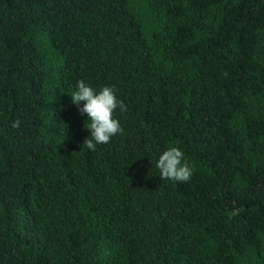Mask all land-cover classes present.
Segmentation results:
<instances>
[{
  "label": "trees",
  "instance_id": "16d2710c",
  "mask_svg": "<svg viewBox=\"0 0 264 264\" xmlns=\"http://www.w3.org/2000/svg\"><path fill=\"white\" fill-rule=\"evenodd\" d=\"M0 264H264V0H0Z\"/></svg>",
  "mask_w": 264,
  "mask_h": 264
},
{
  "label": "clouds",
  "instance_id": "9594fccd",
  "mask_svg": "<svg viewBox=\"0 0 264 264\" xmlns=\"http://www.w3.org/2000/svg\"><path fill=\"white\" fill-rule=\"evenodd\" d=\"M69 96L78 113L86 114L89 135L84 139L83 145L88 149H95L97 145L107 143L113 136L123 132L115 112L118 110L124 113L126 105L117 96L114 84L93 87L85 78H79L71 86ZM19 124V120H14L11 126L15 128ZM154 165L162 178L187 181L192 175V168L186 161L183 150L175 145L160 151Z\"/></svg>",
  "mask_w": 264,
  "mask_h": 264
}]
</instances>
